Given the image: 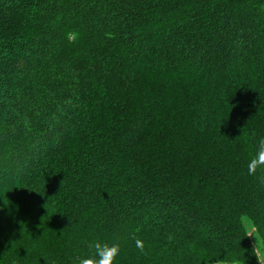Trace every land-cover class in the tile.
Listing matches in <instances>:
<instances>
[{
	"label": "trees",
	"instance_id": "obj_1",
	"mask_svg": "<svg viewBox=\"0 0 264 264\" xmlns=\"http://www.w3.org/2000/svg\"><path fill=\"white\" fill-rule=\"evenodd\" d=\"M261 136L264 0H0V264H257Z\"/></svg>",
	"mask_w": 264,
	"mask_h": 264
},
{
	"label": "clouds",
	"instance_id": "obj_2",
	"mask_svg": "<svg viewBox=\"0 0 264 264\" xmlns=\"http://www.w3.org/2000/svg\"><path fill=\"white\" fill-rule=\"evenodd\" d=\"M81 33L77 29H72L65 33V39L69 43H76L81 38ZM254 150L249 153L247 172L250 176L257 174L264 175V136L255 140ZM239 227L244 232L245 238H254L252 255L256 258L257 264H264V236L255 230L254 221L247 215L241 216ZM136 247L143 251V241L136 239ZM247 251V250H246ZM245 251V252H246ZM121 247L118 242L108 243L99 239H94L87 243V252L73 257L72 264H118V257ZM245 253L232 254L227 264H245Z\"/></svg>",
	"mask_w": 264,
	"mask_h": 264
},
{
	"label": "rangeland",
	"instance_id": "obj_3",
	"mask_svg": "<svg viewBox=\"0 0 264 264\" xmlns=\"http://www.w3.org/2000/svg\"><path fill=\"white\" fill-rule=\"evenodd\" d=\"M252 238V237H251ZM218 264H223V263H218Z\"/></svg>",
	"mask_w": 264,
	"mask_h": 264
}]
</instances>
